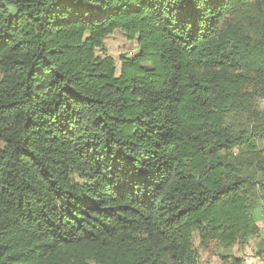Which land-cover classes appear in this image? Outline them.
Wrapping results in <instances>:
<instances>
[{"label": "trees", "instance_id": "16d2710c", "mask_svg": "<svg viewBox=\"0 0 264 264\" xmlns=\"http://www.w3.org/2000/svg\"><path fill=\"white\" fill-rule=\"evenodd\" d=\"M259 100L264 0H0V264H264Z\"/></svg>", "mask_w": 264, "mask_h": 264}, {"label": "rangeland", "instance_id": "374dc122", "mask_svg": "<svg viewBox=\"0 0 264 264\" xmlns=\"http://www.w3.org/2000/svg\"><path fill=\"white\" fill-rule=\"evenodd\" d=\"M104 47L106 49V55L114 58L116 62H118L120 55L134 56L138 52L136 42L127 41L123 38L120 31H116L108 37L104 41ZM255 105L258 110H264V100L256 101ZM259 150L264 154V143L259 145ZM254 215L264 236V206L261 202H258V205L255 207ZM253 245L254 243L251 242L250 247H253ZM193 246L198 251L197 264H221L220 256L223 255V253L214 244H210L205 250L200 249L198 248V241L195 239L193 241ZM247 250H249V247H247L245 251ZM245 251L233 248L230 253L235 257L242 259Z\"/></svg>", "mask_w": 264, "mask_h": 264}, {"label": "built area", "instance_id": "2783aa9c", "mask_svg": "<svg viewBox=\"0 0 264 264\" xmlns=\"http://www.w3.org/2000/svg\"><path fill=\"white\" fill-rule=\"evenodd\" d=\"M241 264H260L258 259L253 255L252 247L244 252Z\"/></svg>", "mask_w": 264, "mask_h": 264}]
</instances>
